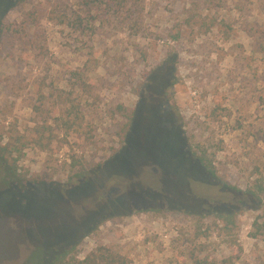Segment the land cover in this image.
Listing matches in <instances>:
<instances>
[{"label":"rangeland","instance_id":"obj_1","mask_svg":"<svg viewBox=\"0 0 264 264\" xmlns=\"http://www.w3.org/2000/svg\"><path fill=\"white\" fill-rule=\"evenodd\" d=\"M43 122L47 151L30 143ZM255 180L264 0H0V264L74 246L129 264H264Z\"/></svg>","mask_w":264,"mask_h":264},{"label":"trees","instance_id":"obj_2","mask_svg":"<svg viewBox=\"0 0 264 264\" xmlns=\"http://www.w3.org/2000/svg\"><path fill=\"white\" fill-rule=\"evenodd\" d=\"M36 109L38 110L37 107ZM76 123L77 122L75 120L65 118L61 119V124L63 125L64 129L67 130V134L69 135H71V130L74 129ZM130 123L131 122L127 123L126 129L129 127ZM35 131L37 133V136L32 137L30 143L35 144L43 151H47L50 147L51 138L45 137V132H49V135H52L54 133L52 126L47 124V122H43L42 124L36 126ZM9 145L10 142L2 146L1 151L8 150L10 147ZM195 158L199 161L200 165L208 174L216 176L215 166L212 159L208 155L207 148L203 147L200 149V152H195ZM11 173H13V175L18 177L19 179L26 180V176L18 172L17 166H14L13 170H11ZM84 173L85 172L79 173V178H82L84 176ZM244 193L250 198L263 199L264 185L262 181L255 180L253 185L244 190ZM261 217L263 216L255 218L252 223L254 230L250 232V235L253 238H257L259 237V235L264 236V220H262L261 222L259 221V218ZM217 218L223 223V229L225 230L226 234L231 235L233 232V228L237 225L236 215L228 211H224L218 214ZM238 256L239 255L237 253L232 254L231 256L221 260L219 264H233L234 258ZM191 259L193 260L194 264H208V261L206 259L200 258L196 256V254H193ZM130 262L131 261L128 257L114 252L106 246H100L96 250L88 253L83 258H78L77 253H75L74 246L57 253L47 264H129Z\"/></svg>","mask_w":264,"mask_h":264},{"label":"flooded vegetation","instance_id":"obj_3","mask_svg":"<svg viewBox=\"0 0 264 264\" xmlns=\"http://www.w3.org/2000/svg\"><path fill=\"white\" fill-rule=\"evenodd\" d=\"M156 112V111H155ZM135 114H136V112L134 111L133 113H132V115H131V119H130V124L132 125V122L134 121V118H135ZM157 124V123H156ZM158 126V125H157ZM159 127V126H158ZM160 128V127H159ZM152 170H155V168H152ZM210 175V174H209ZM212 176V175H211Z\"/></svg>","mask_w":264,"mask_h":264}]
</instances>
